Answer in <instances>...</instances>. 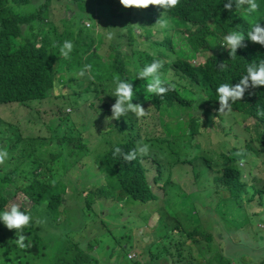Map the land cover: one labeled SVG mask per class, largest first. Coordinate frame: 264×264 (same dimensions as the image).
<instances>
[{"label":"trees","instance_id":"obj_1","mask_svg":"<svg viewBox=\"0 0 264 264\" xmlns=\"http://www.w3.org/2000/svg\"><path fill=\"white\" fill-rule=\"evenodd\" d=\"M54 2L60 3V0H0V107L20 104L36 109L38 105L49 101V94L56 87L69 88L68 74L78 73L87 64L92 66L91 78L87 73L85 74L86 85L80 89L77 96H96L99 89L109 91L117 75L122 80L131 81L137 98L144 99L141 105L147 113L149 111L153 114V117L157 113L156 119L165 131L164 137L155 139L154 146L164 143L166 149L169 148L176 153L175 143L178 147L179 142L191 145V141L202 126L215 121L230 123L234 113H239L243 118H254L261 130L259 134L261 141L258 143L264 147V117L257 115L258 108L264 109V86L249 89L242 100L232 105L230 113L219 114L217 111L219 101L216 95V88L220 84L238 83L246 74L249 64L254 62L258 64L264 59V46L251 42L246 35L254 24L259 23L264 26V0H257L259 8L256 13L247 12V5L236 9L235 3L232 11H229L224 8L227 0H180L176 8L164 13L163 9L149 7L146 9L148 18L143 20L138 19L137 16L132 20L131 9H124L119 4V0H64L65 14L58 21L54 19L51 9ZM71 5L75 6L70 12ZM162 13L163 18L168 19L173 25L171 31L161 30L156 24ZM86 20L91 22L89 26L84 24ZM100 20L105 21L102 24L103 28L99 23ZM137 30L139 33H136ZM107 32L115 33L113 40L106 39ZM232 32L245 33L244 43L247 45L237 49L234 59L230 57L229 50L221 44L224 42V37ZM124 36L127 41L126 50L123 46ZM141 37L144 41L136 43ZM66 40L73 43L70 59L63 58L59 53V46ZM105 42L108 43L107 48ZM53 43L58 46L53 47ZM215 50L222 52L216 54ZM201 53L207 54L204 63L194 65L192 62ZM154 58L162 61L168 58L169 64L165 62L161 69L162 79L176 86L174 91L168 92L163 97L146 95L147 81L134 78L135 72L150 64ZM220 63H224L227 67L221 70L218 67ZM171 70L172 74L168 75ZM62 97L63 95L59 94L55 98ZM205 98L207 100H203ZM86 99L88 98L84 100ZM100 100L103 104L101 108H97L101 115L97 122L111 116L109 101L104 98ZM34 102L36 104L32 105ZM78 105L79 102L75 101L74 107L79 108ZM90 105H96V102L90 100ZM58 117L57 121L63 120L62 116ZM179 118L180 123L184 121L181 126L177 121ZM50 121L52 124H49V127L51 130L56 129L57 132L61 125L55 123L56 119ZM122 122L123 119L114 120L103 129L104 132L115 131L117 139L120 137V140L114 144L108 143L109 148L104 154V162L100 159L97 163L108 167L124 194L144 202L148 199H157L148 181L149 171L143 163L150 158V155H138L131 163L113 156L116 146L128 152L142 145L138 140L140 130L137 117L129 113L123 124ZM6 126L9 127L5 129ZM18 126L9 121L0 124V140L3 141L0 148H5L9 152V159L0 167V211H4L9 201L20 192L31 200L29 209L21 206V211L30 213L33 217L32 225L24 229V234L28 237L26 243H30L31 246L19 249L15 243L17 238L15 230L4 232L3 225L0 227V232L4 234V237L0 238V256H8V260L3 261V264H26L29 259L40 255L38 232L46 227H56L57 216L64 213V209L59 210L64 193L68 194L70 191L71 201L74 200V203L79 205L80 197L77 199L79 193L75 194L72 184L67 182L60 184L57 180H63V170L66 167L75 168L72 171L73 175L76 174V169L84 168L86 165L84 159L88 153L82 134L80 130H74L77 124L73 122L70 132H65L53 145L57 148V153L66 151L64 156L60 157L61 154L47 147L41 148L44 146L41 142L39 149L31 145L14 154L11 152L12 147L17 148L23 139L19 132L16 138H9V133L12 132L13 127L16 132ZM194 148L201 149L196 143ZM237 151L235 146L230 151L232 156L223 155L229 165L223 168L220 181L229 187L234 196H237L236 203H240L242 199H239L240 191H243L244 187L255 190L256 186L251 184L247 187L241 181L243 170L237 165L238 159L234 155ZM251 151L253 148L247 144V154ZM254 154L264 157L255 151ZM151 157L150 159L157 164L154 156ZM262 163L264 164V161ZM157 166L158 173H162L161 178L164 179L162 166ZM71 179L74 183V178ZM165 181L169 182V180ZM155 184H159L157 177ZM81 191L88 194L91 199L92 193L89 188ZM90 204L91 202L87 201L85 207L90 208ZM37 217L45 220L46 223L36 226ZM175 218L177 220V217ZM178 223L177 220L174 226L177 231ZM185 234L191 237L190 233ZM173 239L175 238H171L166 233L165 237L161 236L158 241L162 244L163 242L170 244ZM185 242L187 243L184 241L178 244L176 241L173 244L177 252L175 259L184 256L195 261L191 247L182 245ZM81 254H83L81 246L79 248L77 244L67 243L56 264H90L92 259H81L79 257ZM172 256L174 257L175 254L172 253ZM176 260L174 263L181 261V264H192L186 263L182 258Z\"/></svg>","mask_w":264,"mask_h":264},{"label":"rangeland","instance_id":"obj_2","mask_svg":"<svg viewBox=\"0 0 264 264\" xmlns=\"http://www.w3.org/2000/svg\"><path fill=\"white\" fill-rule=\"evenodd\" d=\"M63 2L64 0H60V3L54 2L51 5L56 21L65 14L66 6ZM74 6L69 7L70 12ZM147 12L146 9H131L130 17L134 20L137 16L143 20L148 18ZM89 23L91 24L90 21H84L86 26H89ZM99 23L103 28L105 21L100 20ZM132 25L136 27L133 22ZM142 41L144 40L141 37L136 43ZM126 43L124 36L125 50ZM107 47L108 43L105 42V48ZM221 52L215 50L216 54ZM206 56V53H201L192 63L203 64ZM163 61L169 64L168 58ZM172 72L171 70L168 75ZM68 77L69 88L56 87L50 92L49 101L38 105L36 109L20 104L0 107V118H3L0 119V124L9 121L19 125L16 132L13 127L9 133V138H16L19 132L23 139L17 148L12 147L11 152L14 154L31 145L39 149V142L44 145L41 148L47 147L57 153V148L53 145L65 132H70L73 122L77 124L74 130H80L83 143L88 149L84 159L85 167L76 169L75 175L72 174L74 167H66L63 170V180H57L60 184H72L75 194L79 193V205L75 204L74 200L71 201L70 191L62 195L59 210L64 209V213L57 216L56 227H46L38 232L40 255L29 259L26 264H56L67 243L77 244L79 248L81 246L83 254L79 257L85 260L91 258L90 264H161L167 256L170 261L176 260L177 252L173 247L176 241L178 244L184 241L199 243L191 248L195 261L184 256L176 261L182 258L186 263L192 264H264V183L256 182L259 176L264 182V157L254 154L255 151L264 155V147L258 143L261 141V130L254 118H243L241 114L234 113L230 123L215 121L202 126L191 145L179 142L178 147L175 143L176 153L166 149L164 143L154 146L156 138L165 136V131L156 119L157 113L153 117L148 111L145 117L137 118L140 130L138 140L142 145L150 146L148 155L151 159V156H154L157 162L156 164L150 158L143 161L149 171L148 181L157 196V199L144 202L124 194L108 167L97 163L100 159L103 161L109 148L108 143L114 144L120 140V137L117 139L115 131L104 132L103 129L110 124L105 123L106 117L97 122L101 116L97 108H101L103 104L100 98L108 100L112 105L116 97L110 93L115 85L109 91L99 89L96 96L80 97L81 95H77L80 89L85 87L86 77L76 78L74 73H69ZM59 94L63 97L56 99ZM85 98L88 99L84 100ZM90 100L95 101L96 105L91 106ZM143 100L135 95L132 102L141 104ZM75 101L79 102V108L74 107ZM58 102L60 108L57 106ZM58 116H62L63 120L57 121ZM170 117L172 118L171 115ZM55 119V123L61 125L57 132L49 127V124H52L50 120ZM121 119L123 124L125 117ZM177 121L180 123V118ZM182 124L184 121L180 126ZM194 143L201 149H195ZM247 144L253 151L249 152L245 163L240 164L239 158L235 157L238 159L237 165L243 170L241 181L246 186L253 183L256 188L252 190L244 187L243 191H240L239 199H242L240 203H236L229 187L220 181L223 168L229 165L223 155L232 156L230 151L235 146L237 150H246ZM0 145H3L1 140ZM57 154L62 157L66 151ZM157 165L162 166L164 179L169 182L161 178L162 173H158ZM156 177L158 185L155 184ZM71 178H74V183ZM87 188L92 193L91 199L81 191ZM87 201L91 202L90 208L85 207ZM12 203L19 204L20 209L21 206L29 209L32 202L20 192L9 201L7 207ZM175 217L179 222L178 231L174 227L177 221ZM0 227H3V224L0 223ZM5 231H8L6 227ZM166 233L175 238L172 243L170 241V244L163 242L164 246L152 245V242L160 240L161 236L165 237ZM185 233H190L191 237ZM3 237L4 234L0 232V238ZM182 245L185 247L186 242ZM139 248L144 251L140 255L136 253ZM181 248L182 246L179 247ZM132 251L136 254L129 260L127 257ZM172 253L175 254L174 257ZM7 260L8 256H0V264ZM174 264H181V261Z\"/></svg>","mask_w":264,"mask_h":264},{"label":"clouds","instance_id":"obj_3","mask_svg":"<svg viewBox=\"0 0 264 264\" xmlns=\"http://www.w3.org/2000/svg\"><path fill=\"white\" fill-rule=\"evenodd\" d=\"M233 3L235 8L239 9L242 6L247 5V12L256 13L259 5L257 0H227L224 4V8L232 11ZM119 4L124 9H136L145 10L149 7H156L163 9V13L168 10L176 8L180 4V0H119ZM161 17L156 21V24L161 30H169L173 28V25L168 19ZM248 40L253 43H258L264 46V26L259 23L254 24L251 30L246 33ZM105 37L108 41H111L115 37L114 32L105 33ZM245 33L243 32H232L224 37L222 46L229 50V55L234 59L237 55V49L247 47L244 43ZM53 47H57L56 43H53ZM73 50V43L71 41H64L59 46V53L65 59H70V54ZM154 55V54H153ZM164 67V61L160 59H153L150 64H146L143 68L135 72L134 78H141L147 81L145 94L157 97H163L170 91L175 90V84L162 79L161 69ZM218 67L223 70L227 67L224 63H220ZM92 66L84 65L78 73L74 75L76 78L85 76L87 73L91 78ZM113 83L115 85L114 90L110 93L116 97L115 102L111 105V116L105 118V123H110L112 119L120 120L121 117H126L129 113H132L138 119L145 117L148 113L146 109L140 103H133V98L136 95L134 86L129 80H122L118 75L114 77ZM258 86H264V59H261L259 63H251L247 66L246 74L243 75L239 82L236 84L222 83L216 88V95L219 101L218 112L230 113L232 105L238 100H242L245 93L249 89H254ZM207 100V98L203 99ZM257 115L264 117V109L257 110ZM150 146L143 144L135 149L128 152H124L119 146L114 147L113 156L120 157L124 162L131 163L137 159V156H147L149 154ZM239 158V163H245L247 152L244 149L238 150L234 154ZM9 159V152L5 148H0V166L5 165ZM55 183V181H53ZM0 222L8 230H15L16 233V246L19 249H26L31 246L30 243H26L28 237L24 234V229L32 225L33 217L30 213L21 211L20 205L17 203L10 204L4 211H0ZM46 223L45 220L37 217L35 219L36 226ZM132 257L130 256L129 259Z\"/></svg>","mask_w":264,"mask_h":264},{"label":"crops","instance_id":"obj_4","mask_svg":"<svg viewBox=\"0 0 264 264\" xmlns=\"http://www.w3.org/2000/svg\"><path fill=\"white\" fill-rule=\"evenodd\" d=\"M256 182H257V183H261V184L264 183L263 180H262V178L257 179ZM251 184H253V183H251ZM251 184H250V185H251ZM250 185H249V186H250ZM236 197H237V196H234V199H237ZM235 201H236V200H235ZM196 244H199V243H198V242H195V243H194V242H187V243H186V246H190V247L192 248V247H194ZM152 245H156V246H164V245L162 244V242H161V241H158V240L152 242ZM134 251L136 252V250H134ZM134 251H132V253L128 255L127 259H129V257L132 256V255L135 253ZM142 252H144V251L142 250V248H139V249H137V252H136V253H138V254L140 255ZM136 253H135V254H136ZM200 253H201V252H200V250H199V254H200ZM133 259H134V258H133ZM135 259H136V255H135ZM129 260H130V259H129ZM149 261H150V260H149ZM145 264H146V262H145ZM161 264H174V260H171V261H170L169 258H168V256H167L165 259L162 260V263H161Z\"/></svg>","mask_w":264,"mask_h":264},{"label":"built area","instance_id":"obj_5","mask_svg":"<svg viewBox=\"0 0 264 264\" xmlns=\"http://www.w3.org/2000/svg\"><path fill=\"white\" fill-rule=\"evenodd\" d=\"M134 255H132L131 257H133Z\"/></svg>","mask_w":264,"mask_h":264}]
</instances>
